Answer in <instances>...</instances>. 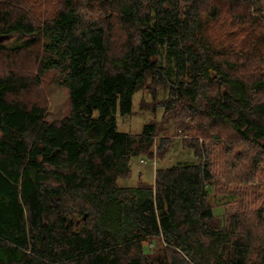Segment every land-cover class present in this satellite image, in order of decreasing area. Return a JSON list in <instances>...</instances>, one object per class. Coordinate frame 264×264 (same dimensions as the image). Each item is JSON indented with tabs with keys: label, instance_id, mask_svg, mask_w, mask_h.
Masks as SVG:
<instances>
[{
	"label": "trees",
	"instance_id": "obj_1",
	"mask_svg": "<svg viewBox=\"0 0 264 264\" xmlns=\"http://www.w3.org/2000/svg\"><path fill=\"white\" fill-rule=\"evenodd\" d=\"M0 35V264H264V0H0ZM141 89L196 161L119 185L166 150L117 129Z\"/></svg>",
	"mask_w": 264,
	"mask_h": 264
},
{
	"label": "rangeland",
	"instance_id": "obj_2",
	"mask_svg": "<svg viewBox=\"0 0 264 264\" xmlns=\"http://www.w3.org/2000/svg\"><path fill=\"white\" fill-rule=\"evenodd\" d=\"M14 36H5L0 38V43L13 42ZM51 73L48 72L40 80L38 89H34L27 97L32 96V100L40 101L46 107V118L48 120H55L62 118L68 110V95L64 87L53 83L51 79ZM162 93L158 92V99L162 98ZM141 99L146 102L143 104V108L140 107ZM152 95L143 89L137 90L132 97V112L126 115H116L117 129L119 131L129 133H139L144 123L157 120L161 121L162 132L158 134V139L164 138L166 143V150L159 155L156 150V144L153 146V156L147 158L144 156L134 157L130 161L131 176L126 179H119V185L133 186L138 180L146 182H152L153 173L157 167H167L174 164L194 163L196 160L192 154V151L186 147V143L190 139L188 133L179 130L170 120H165L162 117V109L158 108L156 111L152 110L151 105L153 104ZM217 153V152H215ZM218 154V153H217ZM220 162V161H219ZM220 165V163H219ZM220 177V175L218 176ZM221 182V181H220ZM256 185V179L254 180ZM233 186H229V188ZM227 188L226 192L223 193V201L231 202L232 192ZM228 192L230 194L228 195ZM247 200V198L245 199ZM256 200H251L250 204H255ZM213 206V213L216 215L223 214V207ZM231 206L230 208H233Z\"/></svg>",
	"mask_w": 264,
	"mask_h": 264
},
{
	"label": "water",
	"instance_id": "obj_3",
	"mask_svg": "<svg viewBox=\"0 0 264 264\" xmlns=\"http://www.w3.org/2000/svg\"><path fill=\"white\" fill-rule=\"evenodd\" d=\"M2 37H5V36H3V35H0V38L2 39Z\"/></svg>",
	"mask_w": 264,
	"mask_h": 264
}]
</instances>
